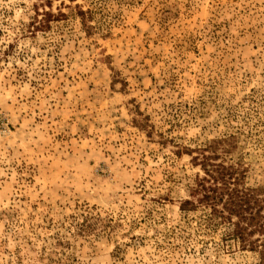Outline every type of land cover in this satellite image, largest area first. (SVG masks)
Listing matches in <instances>:
<instances>
[{
    "label": "rangeland",
    "instance_id": "1",
    "mask_svg": "<svg viewBox=\"0 0 264 264\" xmlns=\"http://www.w3.org/2000/svg\"><path fill=\"white\" fill-rule=\"evenodd\" d=\"M222 138L264 194V0H0V264H257L181 209Z\"/></svg>",
    "mask_w": 264,
    "mask_h": 264
},
{
    "label": "trees",
    "instance_id": "2",
    "mask_svg": "<svg viewBox=\"0 0 264 264\" xmlns=\"http://www.w3.org/2000/svg\"><path fill=\"white\" fill-rule=\"evenodd\" d=\"M80 12L86 15V11ZM48 20L46 18L43 24H49ZM227 142V138L216 139L193 156L204 175L198 177L193 198L184 200L181 209L208 208L209 221L227 227V236L242 249L257 251V264H264V194L257 188L245 186L236 166L226 161Z\"/></svg>",
    "mask_w": 264,
    "mask_h": 264
}]
</instances>
